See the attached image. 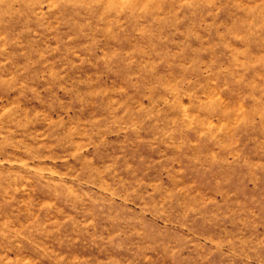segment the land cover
Wrapping results in <instances>:
<instances>
[{"label":"rangeland","instance_id":"1","mask_svg":"<svg viewBox=\"0 0 264 264\" xmlns=\"http://www.w3.org/2000/svg\"><path fill=\"white\" fill-rule=\"evenodd\" d=\"M0 264H264V0H0Z\"/></svg>","mask_w":264,"mask_h":264}]
</instances>
